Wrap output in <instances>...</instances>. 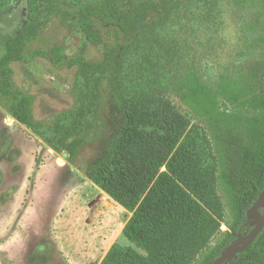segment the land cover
Returning a JSON list of instances; mask_svg holds the SVG:
<instances>
[{
    "label": "rangeland",
    "instance_id": "obj_1",
    "mask_svg": "<svg viewBox=\"0 0 264 264\" xmlns=\"http://www.w3.org/2000/svg\"><path fill=\"white\" fill-rule=\"evenodd\" d=\"M86 10L102 40L84 53L100 64L94 73L69 66L83 46L77 24ZM98 16L129 23L132 47L123 59L117 53L124 32ZM18 32L27 43L9 66L10 79L32 98L40 127L12 116L17 100L4 93L0 74V264H67L90 236L102 243L112 234L109 244L130 246L112 221L125 209L86 176L120 119L110 91L160 92L192 125L204 127L173 94V83L194 70L213 85L262 55L240 56L243 24L231 0H0V61ZM56 47L59 64L41 55Z\"/></svg>",
    "mask_w": 264,
    "mask_h": 264
},
{
    "label": "trees",
    "instance_id": "obj_2",
    "mask_svg": "<svg viewBox=\"0 0 264 264\" xmlns=\"http://www.w3.org/2000/svg\"><path fill=\"white\" fill-rule=\"evenodd\" d=\"M231 2L243 24L240 56L262 55L234 73L221 74L213 85L194 70L173 83V94L204 127L192 125L160 92L110 91L120 119L86 176L132 215L122 230L130 246L114 243L100 264H214L253 230L247 214L264 193V0ZM81 12L77 27L83 46L69 66L94 73L100 64L86 61L84 53L89 44L98 47L102 40L89 11ZM98 18L124 32L125 43L117 53L123 59L132 47L129 23ZM26 43L19 32L8 40L0 74L4 93L17 100L12 116L38 129L32 98L16 91L10 79L9 66L20 61ZM61 52L56 47L41 55L59 64ZM70 156H76L75 149ZM258 213L264 217V208ZM230 264H264V228Z\"/></svg>",
    "mask_w": 264,
    "mask_h": 264
},
{
    "label": "crops",
    "instance_id": "obj_3",
    "mask_svg": "<svg viewBox=\"0 0 264 264\" xmlns=\"http://www.w3.org/2000/svg\"><path fill=\"white\" fill-rule=\"evenodd\" d=\"M111 199V198H110ZM112 200V199H111ZM132 213H130L127 210H122L121 218L114 219L113 223H116L117 227L120 229V235L122 236V230L131 217ZM73 235L72 233L70 234ZM114 236L111 234H108L107 241H104L102 243H96L95 238H92L90 236L88 238V242H84L83 244H80L79 249H77L73 257L70 261L66 262L67 264H100L102 260L104 259L105 255L111 248V246L114 244L110 241H112ZM110 239V240H108ZM126 240V239H125ZM127 241V240H126ZM108 244L106 245V243ZM128 242V241H127ZM106 250V251H104Z\"/></svg>",
    "mask_w": 264,
    "mask_h": 264
},
{
    "label": "water",
    "instance_id": "obj_4",
    "mask_svg": "<svg viewBox=\"0 0 264 264\" xmlns=\"http://www.w3.org/2000/svg\"><path fill=\"white\" fill-rule=\"evenodd\" d=\"M259 207L264 208V193L247 214L248 220H253L251 223L253 230L248 235L239 237L234 245L227 247L214 264H230L232 259L236 258L238 254L244 252L261 233L264 228V217L259 215ZM256 216L258 219H256Z\"/></svg>",
    "mask_w": 264,
    "mask_h": 264
}]
</instances>
